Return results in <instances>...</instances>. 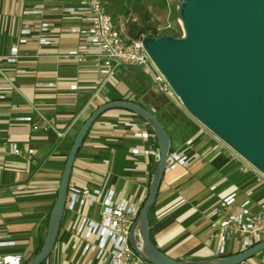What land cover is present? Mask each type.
Returning <instances> with one entry per match:
<instances>
[{
	"label": "crops",
	"instance_id": "1",
	"mask_svg": "<svg viewBox=\"0 0 264 264\" xmlns=\"http://www.w3.org/2000/svg\"><path fill=\"white\" fill-rule=\"evenodd\" d=\"M79 4V0H0V70L17 88L0 100V259L20 254V264H26L36 255L68 152L83 122L98 106L137 100L157 115L163 111L155 100L160 94L153 88L141 93L142 89L109 85V78L91 63L57 57L83 45L82 37L71 29L85 28L87 23L66 12L67 7ZM43 22L49 26L44 36L52 38L50 45L38 42L42 34L37 25ZM26 26L33 31L25 36L26 43H20ZM13 47L18 57L7 62ZM40 116L50 125L46 127ZM127 123H137L139 131L147 132L144 123L126 110L110 109L96 118L75 156L68 187L113 190L115 200L135 199L142 206L151 180L149 154H133L132 149L151 151L154 138L149 132L148 139L135 137ZM194 124L197 130L184 140H174L169 149L187 156V163L165 170L148 226L156 247L170 259L183 262L209 261L244 250L230 244L225 255L217 254L216 230L208 214L219 199L235 192L236 204L248 199L250 210H264L261 174L237 169L222 151L221 142ZM187 140H191L189 145ZM13 144L19 154L12 152ZM71 215L63 211L56 242L41 264H80ZM243 263L264 264V250Z\"/></svg>",
	"mask_w": 264,
	"mask_h": 264
},
{
	"label": "water",
	"instance_id": "2",
	"mask_svg": "<svg viewBox=\"0 0 264 264\" xmlns=\"http://www.w3.org/2000/svg\"><path fill=\"white\" fill-rule=\"evenodd\" d=\"M181 19L184 38L143 35L145 49L186 110L264 174V0H182ZM110 109L144 120L158 144L157 164L130 236L137 254L152 264H241L264 250L262 241L223 258L183 262L156 247L148 232V213L165 172L170 136L151 111L133 101L116 100L98 106L77 132L41 248L26 264H41L50 255L75 156L92 123Z\"/></svg>",
	"mask_w": 264,
	"mask_h": 264
},
{
	"label": "built area",
	"instance_id": "3",
	"mask_svg": "<svg viewBox=\"0 0 264 264\" xmlns=\"http://www.w3.org/2000/svg\"><path fill=\"white\" fill-rule=\"evenodd\" d=\"M79 3V6L67 7L66 12L79 15L87 23L85 28L71 29L72 33L82 37L83 45L57 54V57L76 64L91 63L106 79L120 65L141 67L146 71L151 88L171 102H178L177 95L145 49L141 39L143 35L134 39L125 37L106 11L108 0H79ZM37 28L42 34L38 38L39 44H52V38L44 36L49 31L48 23H40ZM32 31V27H24L21 30L20 43H26L25 36ZM17 57L18 50L13 47L6 60L14 62ZM70 88L75 89V86ZM16 90L15 84L0 70V100L5 99L8 92ZM40 119L45 122L46 127L50 125L42 116ZM21 120L30 121L31 118L23 117ZM127 126L134 128L133 135L137 138L148 139L151 136L148 132L139 131L137 123H127ZM37 127L36 124L33 125L34 129ZM185 143L189 145L191 140ZM12 152L20 153L15 144ZM31 152L29 150L28 154ZM150 152L148 149H132L133 154L148 155ZM186 163L187 156L177 150L169 151L165 170ZM210 189L213 190L214 186ZM235 204L236 193L231 192L219 199L208 214L211 219L210 226L216 230V250L220 256L227 253L230 244H238L239 247L247 249L264 241V210H250L248 199ZM93 208L95 211L91 215ZM140 208L141 203L135 199L115 200L113 190L103 193L99 189L86 186L67 187L64 210L68 214L82 212L72 228L74 237L81 240L78 260L82 264H152L136 253L130 241ZM21 259L20 254L6 255L0 259V264H20Z\"/></svg>",
	"mask_w": 264,
	"mask_h": 264
},
{
	"label": "rangeland",
	"instance_id": "4",
	"mask_svg": "<svg viewBox=\"0 0 264 264\" xmlns=\"http://www.w3.org/2000/svg\"><path fill=\"white\" fill-rule=\"evenodd\" d=\"M181 8L182 0H111L107 11L125 37H128L127 29L133 24H147L156 28L158 33L157 35L159 37L168 36L173 39H182L185 37V29L181 19ZM107 82L109 85L113 84L114 86L120 84L130 91H140V89L150 87V82L149 78L146 76V71L141 67L139 68L135 66H118ZM159 98L160 103L164 104L163 106L165 107V111H170L172 108L178 109L179 111L183 112L185 116L189 117L192 122H196L199 126H202L204 130H207V132H209L214 138L221 142L222 151L230 156L232 162H234V166L237 169L243 168L242 170L244 171H253L256 175L261 174L259 177L264 181V174L262 172L245 160L233 148L227 145L216 134H214L194 116H192L179 101V99L178 102L173 103L166 99L163 95H160ZM157 117H159L161 122L166 126V121L159 115ZM175 133L176 131L173 130V136ZM94 211V208L91 209V215L94 213ZM81 213L82 212H73L72 215L70 213L69 214L72 216L73 220H76ZM95 217L97 220H99L98 216ZM74 242H76L75 246H78L79 248L81 245V240L76 238ZM235 247L238 248L237 246ZM79 262L82 264V261Z\"/></svg>",
	"mask_w": 264,
	"mask_h": 264
},
{
	"label": "trees",
	"instance_id": "5",
	"mask_svg": "<svg viewBox=\"0 0 264 264\" xmlns=\"http://www.w3.org/2000/svg\"><path fill=\"white\" fill-rule=\"evenodd\" d=\"M110 1L111 0H108V3L106 5V11H107V8H108ZM157 34L158 33L156 31V28L151 26V25H147V24H142V25L133 24L130 28L127 29V36L131 39L139 38L142 35H157ZM147 89L148 88H143L141 90V93H145V91ZM157 97L158 96H156V98H155L156 102L157 101L160 102V100ZM136 103L145 107L143 104H141L137 100H136ZM163 105L164 104L162 103L160 106V109L163 110L164 112L162 111V114L161 115L158 114V115L166 121V123H167L166 126L161 122L159 117H157L158 115L155 112H153V111H151V112L158 118V120L163 125L166 132L169 134V136H170V148H171L173 146L174 140H184V139L188 138L197 130V128H196V125L194 124V122H192L189 119V117L185 116V114H183V112L179 111L178 109H173V108L170 111H165V107ZM140 121L144 123L147 132H149L151 135H153V131H152L151 127L144 120L140 119ZM169 126H171V127H169ZM173 130L176 131L174 136L172 134ZM153 138H154V141H150L151 152L149 153V157H148L149 158L148 159L149 179H151V177H152V174H153V171L156 167L157 159H158V144H157V141H156L154 135H153ZM153 206L151 207V209L148 213V226H149V222L151 220ZM48 218H49V214L46 217V219L43 223V226H42V233L40 235L39 246L37 248L36 254L39 252V250L41 248L43 238H44V230L46 229V224H47Z\"/></svg>",
	"mask_w": 264,
	"mask_h": 264
}]
</instances>
